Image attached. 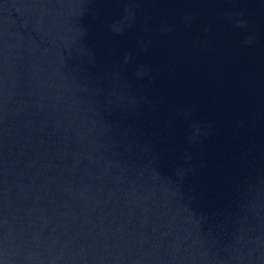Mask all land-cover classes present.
Returning a JSON list of instances; mask_svg holds the SVG:
<instances>
[{
	"label": "water",
	"instance_id": "95a60500",
	"mask_svg": "<svg viewBox=\"0 0 264 264\" xmlns=\"http://www.w3.org/2000/svg\"><path fill=\"white\" fill-rule=\"evenodd\" d=\"M0 264H264V0H0Z\"/></svg>",
	"mask_w": 264,
	"mask_h": 264
}]
</instances>
